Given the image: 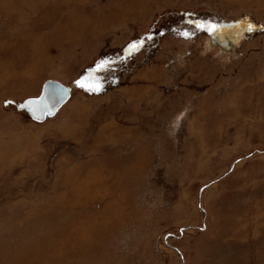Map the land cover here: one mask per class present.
Segmentation results:
<instances>
[{
  "label": "rangeland",
  "instance_id": "rangeland-1",
  "mask_svg": "<svg viewBox=\"0 0 264 264\" xmlns=\"http://www.w3.org/2000/svg\"><path fill=\"white\" fill-rule=\"evenodd\" d=\"M0 264H264V0H0Z\"/></svg>",
  "mask_w": 264,
  "mask_h": 264
},
{
  "label": "water",
  "instance_id": "water-1",
  "mask_svg": "<svg viewBox=\"0 0 264 264\" xmlns=\"http://www.w3.org/2000/svg\"><path fill=\"white\" fill-rule=\"evenodd\" d=\"M216 39L222 46L226 47L223 42L224 37L218 35ZM71 97L72 89L70 87L59 81L49 80L44 84L40 97L30 98L17 104V109L20 112H26L31 120L37 123H45L54 119Z\"/></svg>",
  "mask_w": 264,
  "mask_h": 264
},
{
  "label": "snow or ice",
  "instance_id": "snow-or-ice-1",
  "mask_svg": "<svg viewBox=\"0 0 264 264\" xmlns=\"http://www.w3.org/2000/svg\"><path fill=\"white\" fill-rule=\"evenodd\" d=\"M197 27H207L209 31H214L215 30V26L214 25H208V26H205V25H197ZM249 30H251V27L249 28ZM185 35H187V33H185ZM139 44L136 43V44H133L132 45V48H138ZM104 63L105 62H101V64L97 65L98 68H101L104 66ZM77 84L80 86V87H85L87 88L89 91H99V87L96 86V85H89V84H85L84 82L82 81H77Z\"/></svg>",
  "mask_w": 264,
  "mask_h": 264
},
{
  "label": "flooded vegetation",
  "instance_id": "flooded-vegetation-1",
  "mask_svg": "<svg viewBox=\"0 0 264 264\" xmlns=\"http://www.w3.org/2000/svg\"><path fill=\"white\" fill-rule=\"evenodd\" d=\"M220 35V37H224L223 42L225 43V45L227 46L228 43L230 42V40H234L233 35H231V32H227V31H220L217 32L216 36Z\"/></svg>",
  "mask_w": 264,
  "mask_h": 264
},
{
  "label": "bare ground",
  "instance_id": "bare-ground-1",
  "mask_svg": "<svg viewBox=\"0 0 264 264\" xmlns=\"http://www.w3.org/2000/svg\"><path fill=\"white\" fill-rule=\"evenodd\" d=\"M83 242V241H82Z\"/></svg>",
  "mask_w": 264,
  "mask_h": 264
}]
</instances>
